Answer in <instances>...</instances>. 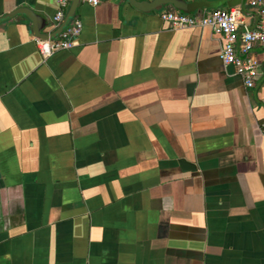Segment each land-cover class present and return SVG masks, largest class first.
I'll return each mask as SVG.
<instances>
[{"label":"crops","instance_id":"obj_1","mask_svg":"<svg viewBox=\"0 0 264 264\" xmlns=\"http://www.w3.org/2000/svg\"><path fill=\"white\" fill-rule=\"evenodd\" d=\"M57 7L0 0V264H264V46L247 87L212 28L100 0L45 57Z\"/></svg>","mask_w":264,"mask_h":264},{"label":"built area","instance_id":"obj_2","mask_svg":"<svg viewBox=\"0 0 264 264\" xmlns=\"http://www.w3.org/2000/svg\"><path fill=\"white\" fill-rule=\"evenodd\" d=\"M71 0H57V10L53 16L55 25H59L64 18ZM100 0H82L93 6ZM259 14V21L254 28L244 25L241 13L235 8H218L205 10L202 13L185 15L176 10L163 13V18L172 28L194 26H208L221 36L222 45L219 57L223 64L233 65L243 77L247 87H253L258 74L259 61L251 52L257 46H264V0H251ZM243 28L240 29V26ZM82 29V22L78 17L60 32L56 38H37L36 46L40 54L50 56L57 50L69 49L76 44ZM264 135V124L261 126Z\"/></svg>","mask_w":264,"mask_h":264},{"label":"water","instance_id":"obj_3","mask_svg":"<svg viewBox=\"0 0 264 264\" xmlns=\"http://www.w3.org/2000/svg\"><path fill=\"white\" fill-rule=\"evenodd\" d=\"M137 9L143 12H160L163 13L167 6H172L176 11L193 15L201 9H218L231 8L240 4L241 0H126ZM82 0H71L66 9L64 18L57 26L56 34H60L77 16V10ZM252 28V27H249ZM37 33V32H36ZM40 38H48L49 35L37 33Z\"/></svg>","mask_w":264,"mask_h":264}]
</instances>
